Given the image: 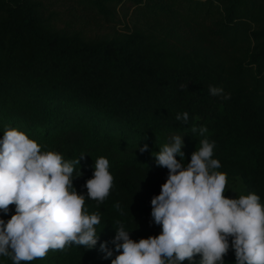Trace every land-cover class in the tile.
<instances>
[{
    "label": "trees",
    "instance_id": "trees-1",
    "mask_svg": "<svg viewBox=\"0 0 264 264\" xmlns=\"http://www.w3.org/2000/svg\"><path fill=\"white\" fill-rule=\"evenodd\" d=\"M76 1L108 23L126 18L127 31L92 40L59 28L41 0H0V139L16 128L42 151L66 160L86 155L73 182L79 193L86 195L83 185L101 156L114 177L102 204L85 199L88 213L101 215L94 249L71 245L21 264H111L115 220L133 240L159 235L151 199L168 170L153 155L180 135L186 166L205 138L193 126L206 127L215 142L225 196L241 179L264 205V0ZM209 86L230 99L210 95ZM184 112L187 124L176 119ZM105 241L108 259L100 251ZM224 260L235 264L234 251Z\"/></svg>",
    "mask_w": 264,
    "mask_h": 264
},
{
    "label": "clouds",
    "instance_id": "clouds-1",
    "mask_svg": "<svg viewBox=\"0 0 264 264\" xmlns=\"http://www.w3.org/2000/svg\"><path fill=\"white\" fill-rule=\"evenodd\" d=\"M208 91L230 99V93L221 87L209 86ZM176 119L187 124L189 114H177ZM191 131L205 138L186 166L181 162L185 154L180 135L172 136L152 154L156 166L168 170L159 195L151 199L152 222L160 226V234L136 241L124 223L115 220L111 243L118 254L111 264H183L186 260L195 264L196 256L199 264H225L229 250L234 251L235 264H264V205L260 197L255 193L225 196L227 174L217 171L221 163L213 158L215 142L206 138L204 126H193ZM139 151H148V145ZM85 156L66 160L58 152L42 151L35 140L16 128L4 132L0 139V212L9 213L11 205L15 212L7 221L0 218V255L21 264L71 245L89 250L96 247L101 215L89 214L85 199L102 204L114 177L109 160L101 156L83 185L86 195L79 193L73 182L83 175L76 166ZM115 208L120 211L121 205L117 202ZM107 245V241L100 243L105 259L113 256Z\"/></svg>",
    "mask_w": 264,
    "mask_h": 264
},
{
    "label": "rangeland",
    "instance_id": "rangeland-1",
    "mask_svg": "<svg viewBox=\"0 0 264 264\" xmlns=\"http://www.w3.org/2000/svg\"><path fill=\"white\" fill-rule=\"evenodd\" d=\"M44 2L46 10L45 16L51 18L53 23L59 28L68 32H80L86 38L92 40L111 37L115 32H126V18H123L117 11V15L121 16L119 22H106L102 17L95 14H89L84 11L82 4L76 0H41ZM119 10V9H118ZM96 18V19H95ZM117 20V19H116ZM130 26V25H129ZM230 198H238L240 195H247L245 185L241 179H237L231 185L228 191ZM15 212V206H10L8 215ZM4 256L0 255V264H5Z\"/></svg>",
    "mask_w": 264,
    "mask_h": 264
}]
</instances>
